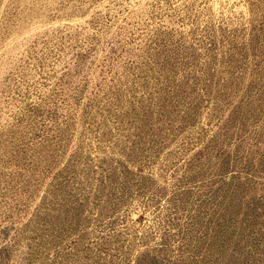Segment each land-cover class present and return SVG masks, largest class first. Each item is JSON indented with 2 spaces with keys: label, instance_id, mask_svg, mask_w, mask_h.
<instances>
[{
  "label": "rangeland",
  "instance_id": "1",
  "mask_svg": "<svg viewBox=\"0 0 264 264\" xmlns=\"http://www.w3.org/2000/svg\"><path fill=\"white\" fill-rule=\"evenodd\" d=\"M245 134L264 0H0V264H264Z\"/></svg>",
  "mask_w": 264,
  "mask_h": 264
},
{
  "label": "trees",
  "instance_id": "2",
  "mask_svg": "<svg viewBox=\"0 0 264 264\" xmlns=\"http://www.w3.org/2000/svg\"><path fill=\"white\" fill-rule=\"evenodd\" d=\"M255 138V136L250 137V135L246 136L245 134L239 139V146L245 144V141L248 140L246 142L248 144L246 145L247 149L241 156L246 170L232 174V177H240L237 179L240 186L233 190L236 191L233 196L234 199H230L225 203V207H227L225 212L227 215H231V219H225L226 213L221 212L222 216H219L218 221L212 224L219 227V229L224 224V228L228 229L230 220H233L235 225L240 220H246L247 228L253 229L254 238L263 239V241L258 240L256 243L259 249L264 247V143H260L261 141ZM237 159L239 160V157ZM213 229H211V232ZM225 231L230 232V236H226L221 243L220 247L222 249L231 247L232 250L237 248L251 250L244 240H239L237 234L235 235L231 230ZM211 232L204 237L207 243L211 242ZM237 251L234 253L235 256L238 255ZM244 257L246 258L247 255H244ZM256 257H260V255Z\"/></svg>",
  "mask_w": 264,
  "mask_h": 264
}]
</instances>
